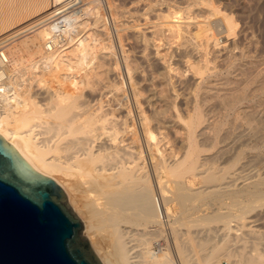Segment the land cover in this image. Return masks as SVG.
Here are the masks:
<instances>
[{
  "label": "bare ground",
  "instance_id": "obj_1",
  "mask_svg": "<svg viewBox=\"0 0 264 264\" xmlns=\"http://www.w3.org/2000/svg\"><path fill=\"white\" fill-rule=\"evenodd\" d=\"M13 1L15 0H0V29L3 30L8 24H12L17 19H22L23 16L25 18L33 17L31 24L33 29L36 26H41L36 30L44 37L40 46L41 52L44 53L36 62L35 70L41 68L44 71L57 60L66 63L73 52L79 53L78 50L84 45L85 40L92 39L91 35L85 36L87 39H83V33H88L90 30L91 32L92 30L96 32L106 30L105 24L99 25L100 22H103L104 17L98 8L100 4L95 3L94 0V3L92 0L91 3H87L88 7L84 4L85 8L79 7L82 0H24L21 1V6L17 10L12 8L9 13L6 12L2 17V10L9 3L12 4ZM174 1V4L171 3V0H146L140 3L143 4V14L141 13L139 18H142L144 23H142V27L138 25L141 28H134L135 30H133L136 33L135 38L143 40L142 44L139 43L142 45L140 61L144 65H146L145 63L148 65L157 59L158 61L163 60V64L170 60L169 58L166 60L167 56L164 58L165 54L162 52L164 49L162 42L163 44L166 43L163 41L166 35H169L168 38L176 43L177 46L173 49L177 48L181 62L187 69L186 74H191L193 76L192 81H194V93L191 91L193 88L189 90L194 95L190 93L193 96L184 100L187 116H183L186 117H183L182 113L179 114L177 109L179 95L175 94L177 91L174 92V89H177L176 85L180 81L178 82V73L177 77L176 70L171 67L166 68V71L164 70L160 76H151L148 79L145 75L148 72L144 73L143 68H139L141 67L138 66L139 63L135 66V60L134 65H132L133 63H125L126 73L120 86L115 83L116 86H111L115 89L109 88L108 94L104 91L98 99H96L97 97L94 98L96 100L93 102H84V89L87 87L88 89L98 88V86H91V77L84 67L82 68L86 73H80L81 70L79 71L77 66L76 69L79 72L76 73L81 75L76 74L79 76H75L73 74L75 77L72 75V77L66 76L64 78L66 82L70 81L74 90L57 96L58 94H53L56 92H52L45 85L46 75L42 70V72L37 71L40 74H36L37 76L32 78L33 81L28 82L29 84L26 85L25 89H21L25 84V80L23 84L21 82L24 74L9 71L7 63L0 66V137L12 145L33 170L55 180L65 191L66 197L77 182H88L101 188L102 191L106 190V196L105 193L101 194L105 197L104 207H100L102 211L98 213L97 208L93 209L92 207L89 217L87 216L91 223L84 232L91 247L100 256L102 264H176L170 258L169 252L156 253L153 249V241L156 237L163 236L165 232H168L176 240L186 230L185 227L187 226V224L186 226H183L185 224L179 226L182 222H179L178 225L175 223L173 226L174 223H171L173 216L169 212L170 209L166 208L165 214L167 216L164 215L158 195L160 194L162 198L167 196L165 188L168 184L175 186V200H178L181 205L183 204V208L189 201L190 204L193 201L192 209H196L197 205L195 206V204L198 202L202 201L203 205L206 201L212 203L213 199H221L227 193H233L238 182V186H241L239 189H245L246 192L252 193V197L261 199L264 196V189L258 188L254 174L249 173L253 176V181L249 177L250 175H243L247 168L242 166L239 168L238 166L241 151H245L247 146H250L248 149L250 150L255 143L253 142V146L248 144L245 146L243 142L241 144L243 137L240 136V139L239 134L236 133L239 131L236 129L239 128L235 127L236 124L243 121L254 125L255 122L264 125V65L263 68H260V62L251 57L248 49L244 48L245 42L243 41L247 38L246 35H244L243 40L241 37L240 40L235 39V36L238 35L236 32L237 25L232 12L228 13L227 11L229 8L226 3L227 0ZM243 1L236 0V3H241L244 6ZM83 3L85 2L83 1ZM133 7H136L134 3ZM149 16H152V21ZM149 20L152 23H149ZM91 21H94V26H91ZM120 26L118 27L120 28ZM56 28H59L63 37L66 36L67 43L58 46L60 40L58 37H54L55 45L60 48L54 52H48L46 45L53 40V33ZM116 31L118 32V28ZM145 32L150 33L151 38H146L149 35H146ZM1 45L0 51L4 52L5 44ZM165 46L167 45L165 44ZM14 49L19 52L17 46ZM150 51H154L153 54L151 53L153 57L150 55ZM85 56L84 58H86ZM108 56L111 57L110 54ZM126 58L128 61L130 60L129 56ZM78 59L77 61H79ZM126 60L124 58V62ZM69 62L71 61L69 60ZM12 64L19 65V61L13 58ZM87 66H85L86 69ZM151 66L148 68L150 69ZM90 68L91 65H89ZM93 70L96 72L95 69ZM72 72L67 74L71 75ZM106 72L108 73V70ZM111 72L110 74H112ZM45 73L47 74V72ZM107 80L109 79L107 78ZM146 83H149L147 84L149 88L147 97L144 96L145 90L143 88ZM81 87L84 89L81 90ZM158 88L161 89L160 92H158ZM259 92L263 95L260 96ZM39 96L47 103L40 104L39 99L37 100ZM81 98H83V102H81ZM248 104L252 105L249 106ZM120 111H124L126 114L116 116L115 113ZM173 128L179 131L178 134L181 137L172 145L168 136L169 131ZM253 128L251 127V130ZM251 130L248 134H251ZM260 130L261 132L264 131V129L263 131ZM254 135H250V139H247L250 143L254 139L259 140L261 138ZM262 139L264 140L263 136ZM255 145L256 147L259 146L258 143ZM252 153L255 154V152ZM231 170L234 171L231 172ZM197 183H201L202 187L196 188ZM91 197L93 200L90 203L93 206H98L99 209V201L102 197ZM173 200L171 199V201ZM247 205L249 204L247 203ZM208 206L204 209L207 214L201 212L202 216H200L198 212L202 208L198 207V212L191 213V219L192 216L199 218L198 227H201V221L203 224L206 223V226L210 223L219 224V222H223L224 227L218 230L215 227L216 231L214 232L209 229L211 227L208 225L207 235L205 232L208 238L201 240L197 246L200 250L211 248L212 251L210 250L211 253L205 251L207 254H202L201 257H196V255L193 259V256L191 257L190 254L187 255L186 253L189 257L184 256L186 248H189L187 247L189 242L182 244V246L181 244L178 246V243L176 249L180 252V263L222 264L221 260L229 253L228 251L236 250L239 253V257L238 254L235 255L236 260L239 259V261L234 260L236 262L233 263L232 261L231 264H264V231L256 230L257 220L250 216L251 212L249 215L247 214L248 209L247 212L244 210L246 206L242 205V208L240 205L238 206L241 210L239 209L238 214H232L233 220L229 219L230 217L227 215L226 218L223 215L225 213L220 209L223 218L221 213L216 210H213L215 211L214 215L208 216L210 210L215 207L214 204ZM211 213L213 212L211 211ZM99 216L102 218L95 221L94 219ZM196 220L194 221L197 223ZM232 222L235 224L232 225ZM202 228H205V224ZM98 230L104 231L109 236L111 240L110 250L107 251V248L105 250L104 247H100L99 242L96 241L95 236ZM202 230L203 232L200 230V233H204L206 229ZM197 231L195 232L197 233ZM212 232L220 236L217 237L215 234L214 236ZM211 235L219 238L220 241L213 245V242L209 240L213 239ZM189 249L191 251V246ZM194 249L192 247V250Z\"/></svg>",
  "mask_w": 264,
  "mask_h": 264
},
{
  "label": "rangeland",
  "instance_id": "obj_2",
  "mask_svg": "<svg viewBox=\"0 0 264 264\" xmlns=\"http://www.w3.org/2000/svg\"><path fill=\"white\" fill-rule=\"evenodd\" d=\"M21 1H24V0H15V1H13L12 2V4L11 3H9V5L8 6H6L3 10H2V12L1 13H3V15L1 14V16L3 17L4 16V14H6V12L7 13H9V10H11L12 8H14L15 10H17V8H19L20 6H21ZM83 1L85 2V3H83ZM97 1V2H96ZM141 1V2H140ZM146 0H94V2L95 3H99L100 5L98 6V5H96V6H98V8L101 10V13H102V15H103V17H104V20H103V22H100V24L99 25H102V24H105V29L106 30H104L103 32H96L95 30H92V32H91V30L88 32V33H83V35H84V38L83 39H85L86 37L85 36H89V35H91V37H92V39L90 40H88L87 38V40H85V42H84V47L82 46V47H80V50H81V52H80V50H78L79 51V53L77 54V52L75 51V52H73L69 57H68V61L66 62V63H62V62H58V60L54 63L55 65H57V66H55L54 64V67H53V65L50 67V68H45L44 69V71L40 68L39 70H35V67H36V62L39 60V58H41V55L44 53V52H41V43L44 41V37L43 36H41L39 33H38V31L36 30V29H38V28H40L41 26H36L34 29H33V26L31 25L32 24V21H33V17H26L25 18V16H23V18L21 19L20 18V20L19 19H17L18 20V22H13L12 24H8L7 25V27L6 28H4L3 30H1L0 29V44H5V47L3 48V50H4V54H5V56H7L8 57V63H7V65H8V70L9 71H12V72H21V73H23L24 74V76L22 77V79H21V82H22V84L24 83V80H25V84H23L24 86V88L22 87L21 89H25L26 88V85H28L31 81H33L32 80V78L34 79L35 78V76H37V75H39L38 73H37V71L38 72H44V75H46L45 76V85L47 86V88H49V90H51L52 92H56V93H53L54 95H57V96H59L60 94H62V93H67V92H72V90H74V87L71 85V83H70V81H67L66 82V80L64 79V78H66V76H68V77H72V75L74 74L75 76H79V75H81V74H79V73H76V72H79L80 70V73H86V71H88V75H89V77H91L90 78V83L92 84H90L92 87H96V86H98V88L96 87V89L94 90L93 88L91 89V88H89L88 89V87L87 88H85V89H87V90H85L84 89V87H81L80 89L82 90V89H84V93H83V97H84V99L83 98H81V102H93L94 100H96V99H98L99 98V95L102 93V92H104V91H106V92H104V93H106V94H108V89L109 88H111V86L112 87H114V86H116V84H117V86H120V83H121V80L123 81L124 80V77H125V73H126V64H129V63H133L132 65H134L135 64V62H136V64H135V66L139 63V65L138 66H141V67H139L140 69L141 68H143V71H144V73L145 72H148V73H145V75L148 77V79H150L151 78V76H153V77H158V76H160L161 75V73L163 72L164 73V70L166 71V68H169V67H171L172 69H174V70H176L175 71V73H176V75H177V73H178V75H179V77H181V79H179V77H178V75H177V77H178V82H179V84L178 85H176V90L174 89V92L175 91H177V92H175V94L177 93V95H179V97H178V101H177V109L179 110V114H181L182 113V116L183 115H186L187 116V110H186V105H185V99H187L188 97H190L191 96V94H193L194 93V81H192L193 80V76L191 75V74H186V67H185V65L181 62V57H180V54L179 53H177V48L175 49H173V47H176L177 45H176V43H173L172 41H171V39L170 38H168L169 37V35H166L165 36V39H163V41L164 42H166V43H164L163 44V42H162V45L164 46V49L162 50V52H163V54H165V56H164V58L167 56V58H166V60L169 58L170 60H165L166 62L165 63H167V65H165V63L163 64V60L162 61H158V59L157 60H154V61H151L149 64H153L152 66L151 65H147V63H145L146 65H144V63L142 62V61H140L141 60V58H140V55H141V53H140V51H142V45H140V43L143 41V40H137L135 37V29L134 28H139L140 26H138V25H141V27H142V23H144V21L142 20V18H139V15H141V13L143 14V10H142V8H143V4H140V3H143V2H145ZM256 1V2H255ZM16 2V3H15ZM91 3V0H82V4H80V6L79 7H83V8H85L86 6L88 7L89 5H87V3ZM92 2H93V0H92ZM93 2V3H94ZM174 0H171V3H173L174 4ZM229 2V3H228ZM244 2V6L241 4V3H236V0H227L226 1V3L228 4V6H229V8H228V13H231L232 15H233V18H234V21H235V23H236V25H237V37L235 36V39L236 40H240V37H241V40H243V38H244V35H246L247 36V38H248V40L246 41V39L247 38H245V40L243 41V42H245L244 43V48L247 50V51H249L248 53H249V55L251 54V57H254V59H256L257 61H259L258 63H259V67L260 68H263V65H264V0H244L243 1ZM260 2V3H259ZM133 3L135 4V8L133 7ZM136 3H137V5H136ZM86 6H85V5ZM253 4V5H252ZM94 5V4H93ZM245 5H246V7H245ZM255 5V6H254ZM16 6V7H15ZM72 6H74V5H72ZM90 6H91V4H90ZM81 7V8H82ZM112 8V9H111ZM124 8V9H123ZM133 10H132V9ZM230 8H231V10H230ZM111 9V10H110ZM136 10H138V11H136ZM256 10V11H255ZM230 11V12H229ZM137 12V13H136ZM133 13V14H132ZM132 14V15H131ZM106 16V17H105ZM151 17V18H150ZM31 18V19H30ZM114 18V19H113ZM2 19V21H3V18H1ZM149 19H151V21H152V16H149ZM131 20V21H130ZM104 21H105V23H104ZM140 21V22H139ZM143 21V22H142ZM150 20L148 21L149 23H152ZM153 22H154V20H153ZM91 23V26H94V21H91L90 22ZM14 24V25H13ZM120 24H121V26H120ZM127 24V25H126ZM132 24H133V26H132ZM120 26V28L122 29V32H121V29L118 27V26ZM124 25V26H123ZM134 25H136L135 27H134ZM247 25V26H246ZM12 26V27H11ZM32 26V27H31ZM138 26V27H137ZM140 27V28H141ZM30 28H31V30H30ZM117 28H118V32L116 31L117 30ZM125 28V29H124ZM27 29V30H26ZM130 29V30H129ZM132 29V30H131ZM134 29V30H133ZM239 29V30H238ZM242 30V31H241ZM262 31V32H261ZM25 32V33H24ZM239 32V33H238ZM245 32V33H244ZM255 32V33H254ZM99 33V34H98ZM119 33V34H118ZM134 34V35H133ZM145 34L146 35H149V36H146V38H151V34L150 33H148V32H145ZM93 35V36H92ZM107 36V37H106ZM91 37H89V38H91ZM96 37V38H95ZM94 38V39H93ZM102 39V40H101ZM141 39H143V38H141ZM159 39V38H158ZM166 39H167V41H166ZM104 40V41H103ZM137 40V41H136ZM91 41V42H90ZM100 41H103V42H100ZM169 41H171V42H169ZM112 42V43H111ZM140 42V43H139ZM248 42V43H247ZM87 43H89V44H87ZM91 43V44H90ZM93 43H95V44H93ZM97 43V44H96ZM114 43V44H113ZM126 43V44H125ZM159 43V42H158ZM169 43V44H168ZM107 44V45H106ZM135 44V45H134ZM142 44V43H141ZM165 44L167 45V46H165ZM173 45L172 46V48H171V45ZM245 44H246V46H245ZM86 45V46H85ZM88 45V46H87ZM90 45V46H89ZM93 45V46H92ZM97 45V46H96ZM168 45H169V47H168ZM4 46V45H3ZM18 47L19 48V52H16L15 51V47ZM249 46V47H248ZM2 47V45L0 46V48ZM90 47V48H89ZM165 47H166V49H165ZM251 47V48H250ZM88 48V49H87ZM93 48V49H92ZM98 50H97V49ZM104 48V49H103ZM106 48V49H105ZM168 48V49H167ZM83 49V50H82ZM141 49V50H140ZM35 50H37V52H35ZM91 50V51H90ZM92 50H94V51H92ZM170 50V51H169ZM256 50V51H255ZM83 51V52H82ZM89 51V52H88ZM99 51V52H98ZM136 51V52H135ZM84 52H86V53H84ZM93 52H96V53H93ZM172 52H173V54H172ZM82 53H84V54H82ZM100 53V54H99ZM108 53V55L110 54V56L112 57H109L108 55H105V54H107ZM150 53V55H152L153 53H154V51H150L149 52ZM152 53V54H151ZM81 54V55H80ZM90 54H92V55H90ZM104 56H103V55ZM139 54V55H138ZM167 54V55H166ZM73 55V56H72ZM94 55V56H93ZM98 55V56H97ZM124 55H125V57H124ZM82 56V57H81ZM84 56L86 57V58H84ZM89 56V57H88ZM105 56H107L106 57V60H105ZM129 56V59L131 60V61H133V62H131L130 60L128 61V58H126V57H128ZM152 57H153V55H152ZM173 57V58H172ZM17 59L18 61H19V65L18 64H12V59ZM79 58V59H78ZM87 58H88V60H87ZM124 58H125V60L127 61H125L124 62ZM138 58V59H137ZM179 58V59H178ZM77 59L79 60V61H77ZM85 59V60H84ZM97 59V60H96ZM104 59V60H103ZM109 59H110V61H109ZM137 59V60H136ZM259 59V60H258ZM69 60L71 61V62H69ZM76 60V61H75ZM86 60H87V62L89 61L90 63L88 64L87 62H86ZM93 60V61H92ZM134 60H135V62H134ZM262 60H263V64H262ZM108 61V62H107ZM156 61V62H155ZM169 61H171V62H169ZM91 62H93V63H91ZM141 62H142V64H141ZM170 64H169V63ZM69 63H70V65H69ZM71 63H72V65H71ZM86 63V64H85ZM126 63V64H125ZM180 63V64H179ZM76 64V65H75ZM81 65V68H79L80 67V65ZM92 64H93V66H92ZM120 64V65H119ZM141 64V65H140ZM163 66H162V65ZM66 65V66H65ZM67 65H69V66H67ZM83 65V66H82ZM87 66V69L85 68V66ZM89 65H91V70L89 69ZM169 65H171V66H169ZM76 66V67H75ZM77 66H78V69H79V71L76 69L77 68ZM105 66V67H104ZM137 66V67H138ZM143 66H145V67H143ZM151 66V68L149 69L148 67H150ZM166 66H168V67H166ZM174 66H175V68H174ZM180 66V67H179ZM262 66V67H261ZM64 67V68H63ZM65 67H67V68H65ZM82 67H84V69L86 70H84ZM100 67V68H99ZM184 67V68H183ZM98 68V69H97ZM121 68V69H120ZM179 68V69H178ZM47 69V70H46ZM70 69V70H69ZM73 69H74V71H73ZM90 71H89V70ZM93 69H95V71L96 72H94V70ZM109 69H111L110 71H109ZM42 70V71H41ZM77 70V71H76ZM99 72H98V71ZM106 70H108V73L106 72ZM113 70V71H112ZM70 71V72H69ZM73 71V72H72ZM85 71V72H84ZM104 71V73H102ZM112 71V72H111ZM151 71V72H150ZM158 71V72H157ZM178 71V72H177ZM181 71V72H180ZM184 71V72H183ZM45 72H47V74L45 73ZM72 72V74L70 75H68L67 73H71ZM98 72V73H97ZM106 72V73H105ZM110 72L112 73V74H110ZM115 73V75H114V73ZM154 74H153V73ZM63 73V74H62ZM97 73V74H96ZM99 73H100V75H99ZM180 73V74H179ZM37 74V75H36ZM67 74V75H66ZM76 74H79V75H76ZM102 74V75H101ZM108 74V75H107ZM50 75H52V76H50ZM59 75H60V77H59ZM73 75V77H75ZM92 75H93V78H95V79H93L92 78ZM119 75V76H118ZM181 75V76H180ZM186 75V76H185ZM61 76H62V78H61ZM97 76H98V79H97ZM107 76V77H106ZM109 76V77H108ZM114 76H116V77H114ZM25 77V78H24ZM104 77V78H103ZM184 77V78H183ZM24 78V79H23ZM57 78H58V80L60 81H58L57 80ZM107 78L109 79V80H111L112 82H110L109 80H107ZM62 79V80H61ZM103 79V80H102ZM93 80H94V82H93ZM102 80V81H101ZM105 80V81H104ZM181 80H184V81H181ZM99 81V82H98ZM29 82V83H28ZM58 82H59V84H58ZM98 82V83H97ZM101 82V83H100ZM104 82V83H103ZM110 82V83H109ZM182 82V83H181ZM27 83V84H26ZM116 83V84H115ZM181 83V84H180ZM36 84H38V83H36ZM98 84V85H97ZM111 84H113V85H111ZM147 84H149V83H146L145 85H144V96H146L147 97V94L149 93V88H148V85ZM63 85H65V86H63ZM95 85V86H94ZM180 85H182V86H180ZM191 85H193V86H191ZM91 86H89V87H91ZM102 86H104V87H102ZM125 87H126V85H125ZM179 87V88H178ZM52 88V89H51ZM185 88V89H184ZM191 88H193V90H191ZM112 89H115V88H111V90ZM94 90V91H93ZM101 90V91H100ZM160 88H158V92H160ZM171 90H173L172 88H171ZM189 90H191L193 93H191V91H189ZM148 91V92H147ZM100 92V93H99ZM109 92H110V90H109ZM191 93V94H190ZM260 94V96H262L263 94L261 93V92H259ZM106 94H104V95H106ZM180 94H181V96H180ZM194 95V94H193ZM192 95V96H193ZM149 96V95H148ZM191 96V97H192ZM93 99H92V98ZM97 97V98H96ZM94 98H96V99H94ZM39 99V100H38ZM55 99V98H54ZM82 99H83V101H82ZM128 99V98H127ZM181 99V100H180ZM37 100L40 102V104H45V103H47V101L45 100H43L42 98H40V96H39V98H37ZM106 100V99H105ZM249 106L250 105H252V104H248ZM121 112V113H120ZM120 112H117V113H115V115L116 116H120L121 114V116H124L126 113H124V111H120ZM178 112V111H177ZM185 113V114H184ZM120 114V115H119ZM186 116H183V117H186ZM239 123H241V124H239ZM238 124H236L235 125V127L237 126L239 129H236V130H239L238 132L236 131V133H237V135L240 137V136H242L243 138H242V141H241V144H245V146H247V144L248 145H251V146H253V144L255 143V144H259V146L257 145V147H256V145L254 144V146H255V148H256V150H255V148H253V147H251V149L250 150H248L249 148H250V146L248 147L247 146V149H246V147H245V151H241L242 152V154H243V156H241L240 155V157H239V160H240V162L238 161V163H239V168H241V166L242 167H245V168H247V169H245V173H243V175H250L249 177H251L252 178V180L254 181V179H255V182H256V180H257V186H258V188H262V189H264V181H262V180H264V140L262 139V136H263V138H264V131H263V129H264V125H262V124H260V123H258V125H257V123L255 122V125L254 124H250V123H245V121H243V122H239ZM248 124H249V126H248ZM241 125V126H240ZM255 126V128H253ZM236 127V128H237ZM241 127H243V128H241ZM250 127V128H249ZM251 127L254 129V130H256V131H254L253 129L251 130ZM259 128V130L260 129H262V131L263 132H261V130L259 131L258 130V128ZM261 127V128H260ZM227 128V127H226ZM257 128V129H256ZM174 129V128H173ZM170 130L169 132V140L172 142V145H173V143L175 142H177L178 141V139L181 137V135L180 134H178V130H176V129H174V130ZM250 130H251V134H248V133H250ZM242 133H241V132ZM249 131V132H248ZM254 132V134L257 132V134H255L256 135V137L257 138H259V137H261V138H259V140H257V139H254V141H252L251 143L247 140L248 138H249V136L251 135V136H253L254 134H253V132ZM253 134V135H252ZM254 135V136H255ZM260 135H262V136H260ZM247 137V138H246ZM156 138H158V137H156ZM240 139H241V137H240ZM250 139V138H249ZM246 140V141H245ZM250 143H248V142ZM243 142V143H242ZM247 142V143H246ZM254 142V143H253ZM257 142V143H256ZM174 143V144H175ZM171 144V143H170ZM263 144V145H262ZM162 147H164V146H162ZM252 148L254 149V151L252 150ZM257 148H259V149H257ZM247 150V151H246ZM252 152H255V154L254 153H251ZM246 155H245V154ZM243 157V158H242ZM241 158V159H240ZM255 158V159H254ZM246 161H245V160ZM255 160V161H254ZM248 161V162H247ZM251 161V162H250ZM253 161V162H252ZM258 161V162H257ZM241 163V164H240ZM246 163H248V164H246ZM251 165V166H250ZM255 165V166H254ZM249 167V168H248ZM253 168V169H250V168ZM249 169H250V171H249ZM243 170H244V168H243ZM247 170V171H246ZM252 170H253V172H252ZM256 170V171H255ZM234 171V170H233ZM232 170H231V172H233ZM249 171V172H248ZM247 172V173H246ZM258 172V173H257ZM249 173H253L254 175V179H253V176H251V174H249ZM259 179V180H258ZM262 179V180H261ZM261 180V181H260ZM259 182V183H258ZM260 184H262V185H260ZM201 185V186H200ZM238 185H239V182H238ZM237 185V186H238ZM260 185V186H259ZM235 187L234 188V190H235V192H234V190H233V193H227L224 197H222L221 199L220 198H218L217 200L215 199H213L211 202L214 204V206L215 207H213V209H211L210 210V215H209V213H208V216H211V214H215L214 212L215 211H213V210H216V211H219L220 212V210L222 211V212H224L225 214H223V213H221V215L223 214V215H225V217H226V215H227V217H230L229 219H234V216L233 215H235V214H238L239 213V209L240 208H242L243 206L242 205H244V206H246V207H244V210H246V212H247V209H248V212H247V214L249 215L250 214V212H251V214H250V216L254 219V220H257V223L255 224V227H256V230H260L261 232L262 231H264V196L263 197H261V199L260 198H256V197H252V193H248V192H246L247 190H245V189H239L240 187L238 186V187ZM75 187V188H74ZM73 187V189H71L70 190V192L71 193H69V195H68V193H67V202H68V205L70 206V208L74 211V213L78 216V218L82 221V223L84 224V232H85V230H86V227L87 226H89L90 225V223H91V221L89 220V212H91V209H92V207H93V209H96L97 208V212L99 213V212H101L102 211V209H100V207H104V202L103 201H105L104 200V195L106 196V190L104 189L103 191H102V189L101 188H99V187H96V186H93L91 183H81V182H77V184H75V186ZM174 187L175 186H173V184H168L167 186H166V188H165V192L167 193V196L165 197V198H162V196H160V194L158 195V198H160L159 199V202H160V204H161V206H162V208H163V212H164V215H165V217L167 216L165 213H166V208L169 210V212L172 214V216H173V218H171V223H174V224H172L173 226L175 225V223H177L176 225H178V223L179 222H182L181 224H179V226L180 225H182V224H185V225H183V226H186V224H187V226L185 227L186 228V230H184L183 232H182V234H183V236H182V234L175 240V238L174 237H172V236H170V233L168 234V232L166 233H164L163 234V236H159V237H156L155 238V240L153 241L154 242V244H153V249H154V251L156 252V253H162L163 251L164 252H169V255H170V258L173 260V261H175V263L176 264H181L180 263V252H179V250L178 249H176V247H177V244L179 243V245L178 246H180V244H181V246H182V244H187L186 242H189L190 243V245H189V243L187 244V247H189L190 248V246H191V251H190V249L189 248H186L187 250H186V252H184V256H187V255H189V256H193V259H194V257L196 256V257H201L202 256V254L203 255H206L207 253L205 252V251H207V252H209V253H211V251H212V249L211 248H209V249H207V250H200L199 248H198V244L200 243V241L201 240H204L205 238L207 239L208 237L206 236L207 235V232L209 231H207V227H208V225L211 227V228H209V229H211V230H213L214 232L216 231L214 228L216 227V229L218 230V229H223L222 227H224L223 225H224V223L223 222H219V224L218 223H210V224H208L207 226H206V223H204L205 224V228H202L203 226H204V224H203V222L201 221V227H198L199 225H198V222H200V220H198L199 218H195V217H193L192 216V219L194 218V220L195 219H197L196 221H197V223L194 221V220H192L191 219V213H195V212H198V207H201V205H202V203L201 202H198V203H196L195 204V206H196V209H192L193 208V206H192V204H193V201H191V204H190V201L189 202H187V204H185L184 206H186V207H184L183 208V204L181 205L180 203H178V200H175L176 199V195H175V189H174ZM198 187H202V184L201 183H197L196 184V188H198ZM94 192V193H93ZM245 192V193H244ZM99 193V194H98ZM103 193H105L104 195H101V194H103ZM91 196H100L99 198H101V200L99 201L100 203H99V209H98V206H93V204L92 203H90V201L92 202V197ZM234 197V198H233ZM242 197H244V198H242ZM250 197V198H249ZM173 198H174V200H173ZM103 199V200H102ZM168 199V200H167ZM170 199V200H169ZM171 199L173 200V201H171ZM220 199V200H219ZM244 200V201H243ZM253 202H252V201ZM258 200V201H257ZM249 201H251V202H249ZM89 202V203H88ZM102 202V203H101ZM215 202V203H214ZM218 202V203H217ZM236 202V203H235ZM245 202V203H244ZM249 204V205H247V203ZM212 203H210L209 201H206V203H204L203 205H202V209L204 210V209H206V206H208L209 204H211L212 206H213V204ZM217 203V204H216ZM228 203V204H227ZM91 204V205H90ZM102 204H103V206H102ZM201 204V205H200ZM220 204V205H219ZM221 204H224V205H222L221 206ZM226 204V205H225ZM236 204H237V206H236ZM252 204V205H251ZM190 205V206H189ZM199 205V206H198ZM229 205V206H228ZM240 205V208L238 207ZM250 205H251V207H250ZM83 206V207H82ZM85 206H87V207H85ZM194 206V207H195ZM203 206H205V207H203ZM219 206V207H218ZM242 206V207H241ZM249 206V207H248ZM95 207V208H94ZM190 207V208H189ZM209 207V206H208ZM218 207V208H217ZM235 207V208H234ZM89 208V209H88ZM182 208H183V210H182ZM250 208V209H249ZM87 209V210H86ZM200 209V208H199ZM200 210L199 212H198V214L200 215V216H202L200 213L201 212H203V214L206 212L205 210L203 211V210ZM218 209V210H217ZM220 209V210H219ZM253 209V210H252ZM86 210V211H85ZM195 210V211H194ZM197 210V211H196ZM241 210V209H240ZM252 210V211H251ZM96 211V210H95ZM190 211V213L188 214V212ZM208 211V210H207ZM211 211L213 212V213H211ZM227 211V212H226ZM231 211V212H230ZM186 212V213H185ZM184 213V214H183ZM228 213H230L232 216H228V215H230V214H228ZM88 214V215H87ZM182 214V215H181ZM206 214H207V212H206ZM219 214V213H218ZM186 215H188V216H186ZM220 215V214H219ZM223 215H222V218H223ZM88 216V217H87ZM189 216H190V218H189ZM204 217H205V215H204ZM221 217V216H220ZM226 217V218H227ZM98 218H102V216H99V217H97L96 219H94L95 221H97V219ZM103 218H104V216H103ZM201 218V217H200ZM184 219H188L187 221L185 220L184 221ZM201 219H204L203 217L201 218ZM232 219V220H233ZM260 219V220H259ZM175 220V222H173ZM190 221H191V223H190ZM195 222V223H193V222ZM188 222V223H187ZM99 223H100V221H99ZM193 223V224H192ZM197 225V227H195L196 225ZM235 223L234 222H232V225H234ZM193 225V226H192ZM192 226V227H191ZM213 226V227H212ZM234 227V226H233ZM164 228V227H163ZM184 228V227H183ZM184 228V229H185ZM187 228H191V229H187ZM197 228V229H196ZM201 228V229H200ZM202 229H206V230H204V233H202L203 232V230ZM191 230H193V231H191ZM196 230H198L197 231V233L195 232ZM200 230L202 231L201 233H200ZM103 234H102V233ZM187 233V235H186V233ZM189 232V233H188ZM194 232V233H193ZM205 232H206V235H205ZM214 232H212V234L214 235L215 233ZM195 233H196V236H194L195 235ZM199 233V234H198ZM220 233V232H219ZM264 233V232H263ZM100 234V235H99ZM156 234V233H155ZM158 234V233H157ZM156 234V235H157ZM98 235V236H97ZM215 235H217V234H215ZM214 235V236H215ZM168 236V237H167ZM193 236V237H192ZM206 236V237H205ZM212 236V235H211ZM220 235H217V237H219ZM222 236V235H221ZM96 238L95 239H97L96 241L97 242H99L98 244L100 245V247H104V249L105 248H107V251L108 250H110V244H111V240H110V238H109V236L108 235H106V233L104 232V231H101V230H98V231H96V236H95ZM195 237H197V238H195ZM213 237V236H212ZM101 238V239H100ZM182 238V239H181ZM202 238V239H201ZM216 237H213V239L211 240V239H209L210 240V242H213V245H214V243H216V242H218V241H220L219 240V238H216ZM168 239V240H167ZM195 239V240H194ZM198 239V240H197ZM185 240V241H184ZM190 240V241H189ZM192 240V241H191ZM102 241H103V243H102ZM208 241V240H207ZM167 242V243H166ZM177 242V243H176ZM180 242H183V243H180ZM192 242V243H191ZM102 243V244H101ZM159 245V246H158ZM212 245V246H213ZM192 247H194L195 249L194 250H192ZM232 249V248H231ZM106 250V249H105ZM168 250V251H167ZM185 250V249H184ZM183 250V251H184ZM200 250V251H199ZM211 250V251H210ZM179 253H178V252ZM231 250H229L228 252L230 253H228L226 256H224L223 258H222V260H221V262H222V264H228L229 262V264H231L232 263V261H233V263H235L236 261H239V259H237L236 260V256L235 255H237L238 257H239V253L236 251V250H232L231 252H230ZM171 252V253H170ZM190 252V253H189ZM194 252V253H193ZM202 252H204V253H202ZM187 255H186V254ZM206 253V254H205ZM227 253V252H226ZM225 253V254H226ZM235 253V254H234ZM172 254V255H171ZM183 254V253H182ZM201 254V255H200ZM231 255V256H230ZM189 256H187V257H189ZM233 256V257H232ZM226 257V258H225ZM229 257H230V259H229ZM232 258V259H231ZM234 260H236V261H234Z\"/></svg>",
  "mask_w": 264,
  "mask_h": 264
},
{
  "label": "water",
  "instance_id": "obj_3",
  "mask_svg": "<svg viewBox=\"0 0 264 264\" xmlns=\"http://www.w3.org/2000/svg\"><path fill=\"white\" fill-rule=\"evenodd\" d=\"M0 264H102L63 188L2 137Z\"/></svg>",
  "mask_w": 264,
  "mask_h": 264
},
{
  "label": "built area",
  "instance_id": "obj_4",
  "mask_svg": "<svg viewBox=\"0 0 264 264\" xmlns=\"http://www.w3.org/2000/svg\"><path fill=\"white\" fill-rule=\"evenodd\" d=\"M54 37H58L60 40V43L58 46L64 45L67 43V38L66 36L63 37V34H61V32L59 31V28H56V31L53 33V40L49 41L46 45V49L48 52H54L56 51L58 48L54 43L55 38ZM63 37V38H62ZM57 38V39H58ZM6 63H8V59L5 56V54L3 53V51H0V66L5 65Z\"/></svg>",
  "mask_w": 264,
  "mask_h": 264
}]
</instances>
